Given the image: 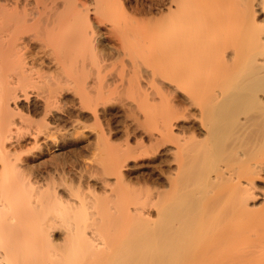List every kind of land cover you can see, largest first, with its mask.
<instances>
[{
  "label": "bare ground",
  "instance_id": "bare-ground-1",
  "mask_svg": "<svg viewBox=\"0 0 264 264\" xmlns=\"http://www.w3.org/2000/svg\"><path fill=\"white\" fill-rule=\"evenodd\" d=\"M263 175L264 0H0V264H264Z\"/></svg>",
  "mask_w": 264,
  "mask_h": 264
},
{
  "label": "rangeland",
  "instance_id": "rangeland-1",
  "mask_svg": "<svg viewBox=\"0 0 264 264\" xmlns=\"http://www.w3.org/2000/svg\"><path fill=\"white\" fill-rule=\"evenodd\" d=\"M136 2H142L144 5L146 4L147 5V2H148V0H130V4L133 6V5H135V3ZM260 16H261V18H263V15H261L260 14ZM104 36H102V37H100V39H101V42L103 43V45H107V42H106V40H104ZM120 109V110H119ZM121 108L118 106V108L117 107H114V109L113 108H111V109H109V112L107 113V115H106V118L107 119H109V120H111V122L113 121L114 122V125L113 126H115V124H118L117 122L118 121H123L124 120V113L122 112L121 113ZM123 111H124V109H123ZM118 114V115H117ZM116 115V116H115ZM123 115V116H122ZM87 126L89 127L90 126V123H87ZM119 136V137H118ZM117 137H116V140H115V142H114V144H120L121 143V141H119V140H121L120 139V134L118 135ZM76 137V136H75ZM118 138V139H117ZM74 139V140H73ZM72 140V145H71V143H70V148H68V149H64L63 150V153H62V150H60V148L59 149H55V154H56V156H59L60 158H62L63 156L67 159V160H70V162H72L74 159L72 158L73 156H77V154L78 155H81L82 157H80V158H82V159H80L79 157V161H81V162H77V164L78 165H76V163H75V165H76V169H73V171L75 172V174L73 173V175H74V177L76 178L77 177V175H78V171H77V167H82V168H80V169H82L83 171H82V175L84 176V179H86V177H88V168H89V166H88V164L86 165V158L88 157V152H87V150L85 151V149L86 148H84L85 147V145H86V142H85V139L83 138V139H76V138H73ZM76 139V140H75ZM82 140V141H81ZM74 142V143H73ZM29 147V145H27L26 147H25V150H26V148H28ZM22 151H24V148H23V150ZM85 154L87 155V157L85 156ZM86 157V158H85ZM44 159H46V157H44ZM149 160V158H148V156H146V157H142V158H137L136 160H132V161H130L128 164V166L127 167H125L124 169H122L123 170V173L125 174V176L127 177V175H128V178H131V179H135L136 180V178H138V179H143V177L145 178V179H147V177H148V175H149V172L151 171V166H150V164H147V161ZM84 161V162H83ZM80 165V166H79ZM82 165V166H81ZM85 166H87V167H85ZM80 169H78V170H80ZM88 169V170H87ZM77 174V175H76ZM76 175V176H75ZM264 176V175H263ZM262 176V180L260 179V184L258 185V187L260 188V190L261 191H258V192H262V191H264V177ZM145 179H143V180H145ZM135 184V183H134ZM133 184V185H134ZM136 186V185H135ZM139 186L140 187H142V188H146V185L144 186V184L142 183V184H139ZM148 186V185H147ZM96 187V186H95ZM137 188H139L138 186H137ZM98 191V190H97ZM86 191H84V193H85ZM99 192V191H98ZM87 193V192H86ZM260 202L259 203H257L256 204V208H258V207H260ZM258 206V207H257ZM254 207V208H255Z\"/></svg>",
  "mask_w": 264,
  "mask_h": 264
}]
</instances>
